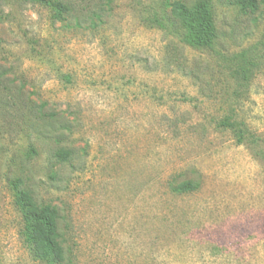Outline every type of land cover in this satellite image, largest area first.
Returning a JSON list of instances; mask_svg holds the SVG:
<instances>
[{
  "label": "rangeland",
  "instance_id": "1",
  "mask_svg": "<svg viewBox=\"0 0 264 264\" xmlns=\"http://www.w3.org/2000/svg\"><path fill=\"white\" fill-rule=\"evenodd\" d=\"M174 1L65 0L59 17L0 0V264H45L15 180L57 209L63 264H264V12L179 0L212 7L219 42L197 50Z\"/></svg>",
  "mask_w": 264,
  "mask_h": 264
},
{
  "label": "trees",
  "instance_id": "2",
  "mask_svg": "<svg viewBox=\"0 0 264 264\" xmlns=\"http://www.w3.org/2000/svg\"><path fill=\"white\" fill-rule=\"evenodd\" d=\"M33 1L50 7L59 17L70 11L65 0ZM230 2L243 11L264 12V0H230ZM169 8H171V16L167 18H170V25L179 29L177 33H180L181 41L185 45L197 50H212L218 44L220 33L216 27L210 2L187 4L178 0L169 3ZM1 22L2 17H0ZM180 65L183 64L180 63ZM0 75L4 77V74ZM220 126L235 132L239 143L245 141L246 131L238 130L236 123L232 122L230 117L225 118ZM69 155V152H60L58 158L61 161H67ZM21 184V180H15L11 186L15 191V206L22 217L23 226L20 234L23 244L29 248L35 260L45 264H63L65 253L60 241L57 209L51 205L39 203L32 191L23 188ZM198 185L199 183L193 180L169 181V188L175 196L192 194L199 189Z\"/></svg>",
  "mask_w": 264,
  "mask_h": 264
}]
</instances>
